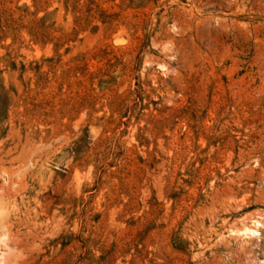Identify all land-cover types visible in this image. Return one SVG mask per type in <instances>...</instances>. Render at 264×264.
<instances>
[{
	"label": "rangeland",
	"instance_id": "1",
	"mask_svg": "<svg viewBox=\"0 0 264 264\" xmlns=\"http://www.w3.org/2000/svg\"><path fill=\"white\" fill-rule=\"evenodd\" d=\"M0 237V264H264V0H0Z\"/></svg>",
	"mask_w": 264,
	"mask_h": 264
},
{
	"label": "bare ground",
	"instance_id": "2",
	"mask_svg": "<svg viewBox=\"0 0 264 264\" xmlns=\"http://www.w3.org/2000/svg\"><path fill=\"white\" fill-rule=\"evenodd\" d=\"M259 225H260V221L254 219V221H253V227H249V226H247V225H243L242 228L240 229V231L244 232V233L247 234V235H250V234H257V232H258V228H259ZM238 231H239V230H238ZM241 235H242V234H241ZM243 235H244V234H243ZM0 242L3 243V244H5V240L2 239L1 237H0ZM3 254H4L3 252H0V258L3 257ZM263 262H264V261H263Z\"/></svg>",
	"mask_w": 264,
	"mask_h": 264
}]
</instances>
